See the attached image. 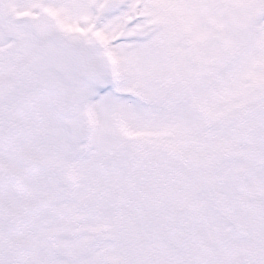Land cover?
<instances>
[{"label":"snow or ice","instance_id":"obj_1","mask_svg":"<svg viewBox=\"0 0 264 264\" xmlns=\"http://www.w3.org/2000/svg\"><path fill=\"white\" fill-rule=\"evenodd\" d=\"M0 264H264V0H0Z\"/></svg>","mask_w":264,"mask_h":264}]
</instances>
